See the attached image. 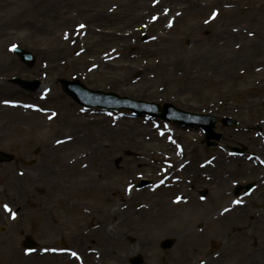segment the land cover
Wrapping results in <instances>:
<instances>
[{
  "label": "rangeland",
  "instance_id": "obj_1",
  "mask_svg": "<svg viewBox=\"0 0 264 264\" xmlns=\"http://www.w3.org/2000/svg\"><path fill=\"white\" fill-rule=\"evenodd\" d=\"M127 1L138 3L143 1L151 10L146 12L144 18H139L130 24L129 20H125L126 16L116 15ZM184 1L0 0V81L4 83L0 85V93L12 94L13 97L5 98L24 105L19 109L12 107L13 112L9 114H4L3 110L10 107L0 106V151L14 159L11 163L0 164V214L2 215L0 239L11 242L16 252L19 251L30 257L55 247L57 248L55 250L59 248L61 251L63 248L70 250V254L80 255L77 248L79 241L73 240L72 237L85 227L83 212L90 216L102 210L112 211L109 204L94 200L91 194L86 196L87 202L84 203L80 194L67 195L64 199L63 196L58 195L55 201L45 199L44 195H41L48 222L50 226L58 229L54 232L47 226L41 233L37 232L35 214L37 203L33 197L34 192L29 177L35 175L43 178L41 176L43 165L50 162L45 154L48 150L46 145L52 144L55 139L62 136L71 135L68 131L73 124L75 125L76 120L80 124L93 123L99 127L111 124L117 130L114 135H106L117 145L107 154V164L114 167L113 172L116 174L113 180L107 182V188L111 191V198L118 200L124 209L127 208V205H123L125 203L132 205L135 211L143 206H152L155 209L170 206L183 208L182 206L192 207L196 204H193L195 201L193 199L189 200L188 205L174 204L172 199L178 191L171 193V188L147 194L149 196L147 199L145 194L137 190H132L128 195L124 186L132 182L137 183L135 180L139 181L144 174L151 177L153 174L148 170L160 171L162 167L169 166V163L173 164L172 172L175 169L183 170L176 174L179 180L181 178L182 181L186 180L190 169H184L185 164L190 166L194 162L198 163L206 159L202 156L197 157L196 152L200 146H193L195 144L193 139L200 137L199 132L195 134L180 131L172 124L166 126L161 121L133 118L127 111L82 114L77 109H69L67 98L61 92L58 81L60 78L69 81L79 80L89 89L111 92L121 97L171 103L184 111H192L197 106H204L202 103L207 101L208 105L211 103L213 108H216L212 115L221 117L228 115L240 122L236 129L218 131L225 133L223 135L228 142L224 152L226 155L223 153V156H227L228 151L235 146L238 148L244 146L257 153L261 162L254 166L244 158L228 160L225 168H222L223 171L226 174H236L246 169L264 172L262 169L264 167V65H261L264 58L252 62L247 58L237 59L239 54L250 50V48L248 50L238 48V45L244 44L243 40H233L226 35H223L219 41L213 38L215 32L230 29L226 27V20L231 7L224 8L222 2L230 5L231 0ZM160 3H165V6L158 7ZM174 4L180 6L177 10L173 9L172 13L174 11L181 13L191 7L201 8L203 11L194 12L192 17L177 15L173 27L168 28L169 30L164 33L162 28L170 27L172 24V13L165 20L166 26L157 19L161 11H168ZM213 12L219 16L217 20L211 19ZM241 13L244 14L243 10ZM121 15L126 14L122 12ZM207 19L211 25L199 31L196 40L202 43V48L199 46L201 62L202 57L208 59L201 66L179 64L172 67L174 72L183 69L196 72L194 77L175 75L177 77L175 82L156 81L155 67H152L155 60L146 55H135L141 52L140 49H160L161 43L156 41L158 36L184 35L187 33L185 30L189 22L201 25ZM14 45L33 53L36 57L35 65L30 68L23 65L11 52V47ZM218 48L224 54L217 51ZM198 73L202 74L197 75ZM15 77L32 82L40 80L43 88L40 92L31 93L33 96H27L23 90L10 83V79ZM122 78L126 82L121 83L119 80ZM41 91H46L48 96L42 97L39 94ZM66 114L69 117L70 114H74L78 118L75 119L74 116L66 124ZM15 119L20 122L9 123ZM103 122L106 124L102 125ZM239 129L242 132H235ZM248 142H255L261 149L259 151L253 149ZM36 149L40 150L38 155ZM77 149L82 153L81 156L85 155L83 147ZM128 152H133L138 157L127 156ZM215 153L217 152L212 150L211 155ZM119 160L122 162L118 163ZM85 162L81 161V165L83 166ZM143 165L149 167L148 170L145 169L146 172ZM196 167L200 168L198 164ZM211 168L216 170L218 166L216 167L214 163V167ZM98 171V168H94L93 171L83 167L75 169L71 177L63 179L61 185L82 180L81 175L84 172H89L88 174L93 172L96 175ZM128 177L133 181L126 184ZM233 177L235 182L254 181V178L238 179L235 175ZM185 184L180 183L182 186L180 193L187 196L188 189ZM104 185L103 183L102 186ZM226 188L227 185L224 187L222 185L219 189H215L214 195L219 196ZM44 193L45 191L40 194ZM163 193L169 196L167 201L154 206L152 199L161 197ZM254 197L252 207H241L238 214L231 213L230 220L233 221L235 218L237 223L230 229L223 230V227L221 229L215 222H210L208 225L201 222L206 214L214 210L218 213L231 204V200L226 198L215 206L203 207L187 213L189 218L180 227L190 230L194 223L197 225L196 229L187 235L188 241L184 242V245L175 233L154 231L153 234L159 237L156 248L135 250L137 252L127 258L121 253L118 254L119 257L116 255L114 260L110 259L109 255V259L102 260L103 264H132L131 259L136 256H141L144 264H264V202L258 200L257 194ZM66 200L69 201V206L62 202ZM15 203L18 206H15ZM4 205H8L11 213L5 211ZM247 210H250V214L245 216L243 213ZM12 213H15V218ZM133 221L135 219L132 218L129 224H133ZM108 227L110 228L109 224ZM198 227H202L203 231H197ZM87 228H90L89 224ZM121 231L124 234H131L128 227L122 228ZM25 237H31L38 244L35 252L28 253L24 250L22 243ZM200 238L203 241L198 242ZM166 239L174 241L173 248L168 251L161 248V243ZM126 243L132 245V242ZM225 244L229 245V250L219 252ZM188 245L193 249H186ZM194 250L196 251L192 253ZM91 252L93 251H88L89 254ZM70 254L64 256L70 257Z\"/></svg>",
  "mask_w": 264,
  "mask_h": 264
},
{
  "label": "bare ground",
  "instance_id": "obj_2",
  "mask_svg": "<svg viewBox=\"0 0 264 264\" xmlns=\"http://www.w3.org/2000/svg\"><path fill=\"white\" fill-rule=\"evenodd\" d=\"M186 1L188 0H185L184 2ZM157 6L164 7L165 3H160ZM179 6V4H174L168 9V11H161L157 21L160 20L165 25L167 16L172 13L173 9L177 10ZM222 6L224 8H227V6L231 7L226 20V27L230 29L224 32H215L212 35L213 38L219 41L223 35H226L228 38L233 40H243L244 44H240V46L238 45V48H243L245 50L250 48V50L244 52L243 54H239L237 59L247 58L249 62H252L264 58V0H231L230 5H227L226 2H222ZM150 10L151 9L148 8L146 3H143V1H140L139 3L137 1H127L116 15L120 17L126 16L125 20H129L131 24L139 18H144L146 12ZM241 10H243L244 14L241 13ZM121 11L126 15H121ZM201 11L203 10L197 7L184 9L181 13H176V11H174L172 13L171 26L167 27L165 25L166 27L164 26L165 28H162V32L166 33L167 30L173 27L175 17L177 15H188L189 17H192L194 12ZM218 18H216V20ZM188 24L189 25L185 30L187 33L184 35L173 37L162 35L158 36L156 41L161 43L160 49H140L141 52L135 54L136 56L146 55L155 60L152 67H155L154 71L156 72V75L154 76V79L156 81L168 80L170 82H175L177 80L175 75L181 77L184 75V77L188 78L194 77L196 72H190L189 69H183V71L180 72L175 70L174 72L172 67L179 66V64L181 66L193 64L201 66L205 63L206 59H208L202 57L201 62L199 46L202 48V43L197 41L196 38L199 36V31L211 25L210 21L207 19L201 25L191 24V22ZM217 51L224 54V52L219 48ZM261 65H264V61H261ZM199 74L202 73H198L197 75ZM119 81L121 83L126 82L123 78ZM2 84L4 83H1L0 85ZM7 96L11 98L14 95L6 94L4 92L0 93V97L2 98L0 99V106H6V103L11 101L8 98H5ZM3 112L4 114H9L10 112H13V109L3 110ZM70 115V117L68 114L65 115L66 117L64 116L67 119L65 123H67L68 120L70 121L71 118L75 116L74 114ZM76 118H78V116H75V119ZM15 122L20 121L16 119L13 122L9 121V123ZM103 124L106 123L103 122L102 125ZM95 125L96 124L93 123L80 124L79 121L76 120L75 125L73 124L68 131L71 135L62 136L61 138L55 139L52 144L50 143V145H46L48 150L45 154L49 157L48 161L50 162L45 163V166L43 165L41 175L43 178H38L40 176L37 177L35 175L29 177V180L31 181V188L34 192L33 197L37 203V210L35 212L37 224L36 228H38L37 232L39 231V233H41V231H44L47 226L54 232L58 229V227L50 226L41 195H44L45 199H53L55 201L58 195L63 196L64 199L67 195L73 196L75 194H80L84 203L87 202L86 196L91 194L93 195L94 200L100 203L104 202L109 204L112 211L102 210L99 213H94L90 216L85 215L83 212L85 227H82V231L78 234H74L72 239L79 241L77 248L80 255L78 256L84 261V264H103L102 260L109 259V255L110 259L114 260L117 256L119 257L118 254L121 253L125 256V258H127L135 254L137 251H140V249L148 250L156 248L159 237L153 234L154 231L175 233L179 237L181 244L184 245V242L188 241L187 235L193 230L182 228L180 225L187 222V219L189 218L187 213H189V211L200 209L199 205H192L193 208L189 205L188 207L182 206L183 208L170 206L156 209L152 206H148L135 211L132 205L125 203L123 205H127V208L124 209L118 200L111 198V191L107 188V182L116 177V174L113 172L114 167H110L107 164V154H109L110 150L114 149L117 145L112 142V140L107 138L106 135H114L117 133V130H115L111 124H106L102 127ZM248 143L253 145L255 142ZM80 147H83L84 149V156H81L82 153H80L77 149ZM228 160L233 161L238 160V158L228 159L225 157H219V159L215 162L216 167L218 166L217 173L220 179H222L221 175L224 174V169L222 168H225V163ZM81 161H86L83 164V169H92L93 171L94 168H98V173L94 175L92 172V175L88 174L89 172H84L81 175L82 180L66 182L64 186H62L61 182L64 178L71 177V174H73L72 172L75 169L82 168ZM190 170H196L195 166L192 165ZM24 178L26 179L25 176ZM103 183L105 184L104 186H102ZM43 191H45V193L40 194L43 193ZM133 197L134 196H132V199ZM62 202L64 205L69 206L68 200ZM15 206L18 205L15 203ZM233 212L238 214L239 208L236 205L229 204L228 210L224 214H221L220 212L215 213V210L212 213L210 212L209 214H206V222H215L220 225L221 229L223 227V230L226 228L230 229L237 223L235 218L233 221L230 220V215H232L231 213ZM243 214L248 216L250 214V210L244 211ZM0 217L2 218L1 214ZM132 218L135 219V221H133V224L131 223L130 225L129 221ZM88 224L90 225V228H87ZM108 224L110 228L108 227ZM127 227L131 230V234H124L122 231L120 232L122 228L124 229ZM147 230H149V232ZM201 239L202 238L198 239V242L203 241ZM127 241H129V243L132 242V245H128L126 243ZM224 248H226V250H224ZM55 249L57 248L50 247L47 251L40 255L36 254L27 257L19 251L16 252L11 242L1 241L0 239V264L80 263V259L77 258L78 256H75V258L65 257L64 255L57 253ZM186 249L192 250L193 247L188 245ZM222 250L228 251L229 245L227 246V244H225L222 247ZM88 251L93 252L89 254ZM195 251L196 250L192 253Z\"/></svg>",
  "mask_w": 264,
  "mask_h": 264
},
{
  "label": "flooded vegetation",
  "instance_id": "obj_3",
  "mask_svg": "<svg viewBox=\"0 0 264 264\" xmlns=\"http://www.w3.org/2000/svg\"><path fill=\"white\" fill-rule=\"evenodd\" d=\"M207 101L205 103H203L204 106H202V108L207 109L208 106L206 105ZM193 133H197L196 130H192ZM198 140L197 138H194L193 141ZM200 141L202 142V139H200ZM203 148V152H202V156L203 157H207L208 156V151L207 148L202 145ZM243 177L240 176V178ZM219 184L221 185V180H219L217 177L213 178L211 175L207 174V172L203 171V174L201 175H196L195 172L193 171L191 174V178H190V184H191V188L192 191L196 193V196L198 199H200V204L202 205H206V204H215L217 203L218 199H213L211 197V193H210V188L215 184Z\"/></svg>",
  "mask_w": 264,
  "mask_h": 264
},
{
  "label": "water",
  "instance_id": "obj_4",
  "mask_svg": "<svg viewBox=\"0 0 264 264\" xmlns=\"http://www.w3.org/2000/svg\"><path fill=\"white\" fill-rule=\"evenodd\" d=\"M20 53V55L21 56H25L24 54H23V52H19ZM29 60H31V58H29ZM15 82H17V83H20V84H22V85H28V84H24V83H22L20 80H15ZM65 83V88L67 89V91L72 95V96H76V95H74L73 93H72V91H71V88H73V89H78L80 92H83L84 94H87V93H89V94H91V95H97L98 97H100V102L102 101V100H104L105 99V97H107L109 100H119V101H121V99H119L118 97H115L114 95H112V94H109V95H105V94H103V93H100V92H90V91H88V90H86L85 88H83L82 86H80V85H78V84H71V83H68V82H64ZM124 100H126V99H124ZM86 105H88V106H98V105H101L102 103H85ZM103 105V104H102ZM156 107V112H157V109H158V107L157 106H155ZM116 108H120V107H116ZM129 108H132V107H129ZM163 111L165 112L166 110L165 109H163ZM179 112V111H178ZM143 112L142 111H140L139 112V114H142ZM187 115H190V114H187ZM158 116V115H157ZM219 140L221 139V136H218L217 137ZM0 160H3V158H2V156H0ZM171 242H166L165 243V245H164V248H169L170 246H171ZM33 245V243L31 242V241H29L28 243H26V246H32ZM135 263H138V264H140L141 263V261H139V260H135L134 261Z\"/></svg>",
  "mask_w": 264,
  "mask_h": 264
},
{
  "label": "snow or ice",
  "instance_id": "obj_5",
  "mask_svg": "<svg viewBox=\"0 0 264 264\" xmlns=\"http://www.w3.org/2000/svg\"><path fill=\"white\" fill-rule=\"evenodd\" d=\"M216 15H217L216 13H213V18H215ZM237 203H240V201H237ZM4 209H5V211H8L11 213V209L8 207V205H4ZM226 211H227V209H226ZM12 216H13V218H15V213H12ZM72 255L75 256L76 254L72 253Z\"/></svg>",
  "mask_w": 264,
  "mask_h": 264
}]
</instances>
